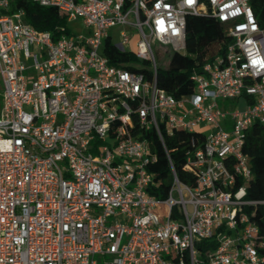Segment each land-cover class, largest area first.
<instances>
[{
  "label": "built area",
  "instance_id": "built-area-1",
  "mask_svg": "<svg viewBox=\"0 0 264 264\" xmlns=\"http://www.w3.org/2000/svg\"><path fill=\"white\" fill-rule=\"evenodd\" d=\"M10 1L0 0V264H264V200L247 197L243 153L264 126L252 0H31L65 15L54 32L6 13ZM189 15L215 19L229 43L175 98L157 85L153 45L185 54ZM74 20L85 34L69 32ZM106 39L140 72L110 65ZM176 131L194 135L188 177L168 158L171 186L157 199L153 138L168 157Z\"/></svg>",
  "mask_w": 264,
  "mask_h": 264
},
{
  "label": "trees",
  "instance_id": "trees-1",
  "mask_svg": "<svg viewBox=\"0 0 264 264\" xmlns=\"http://www.w3.org/2000/svg\"><path fill=\"white\" fill-rule=\"evenodd\" d=\"M205 3L206 0H199ZM251 6L257 22L264 30V0H252ZM22 9L25 13L24 21L37 31H52L67 28V19L52 7H43L31 0H11L6 13H13ZM229 39L225 36L222 26L210 16L189 15L186 17L185 54L173 53L167 69H158L156 82L158 87L175 98L190 94L193 83L189 76L193 71L200 72L201 67L216 56H223ZM103 54L114 67H126L140 72L134 66L138 60L134 55L120 51L110 39L103 45ZM166 54V53H165ZM151 79V74H146ZM193 134L176 131L172 136L164 139L168 157L159 141L153 138L155 147L151 148L157 156L155 163L148 168L153 176V185L149 193L157 199H164L171 186L170 159L177 177L185 181L188 177L183 170L185 152ZM201 145V139L199 140ZM243 153L249 158L252 179L246 186L247 197L253 200H264V126L255 124L247 132ZM191 179V178H190Z\"/></svg>",
  "mask_w": 264,
  "mask_h": 264
},
{
  "label": "rangeland",
  "instance_id": "rangeland-1",
  "mask_svg": "<svg viewBox=\"0 0 264 264\" xmlns=\"http://www.w3.org/2000/svg\"><path fill=\"white\" fill-rule=\"evenodd\" d=\"M69 32L74 35L85 34L86 30L81 20H74L68 23ZM170 50L169 46H159L158 44L153 45V51L156 57L157 65L160 69H167L170 61L171 53L165 54L164 50ZM2 88L0 83V96H1ZM219 103L222 104V101L219 100ZM226 105H234V102L228 101L225 102Z\"/></svg>",
  "mask_w": 264,
  "mask_h": 264
}]
</instances>
